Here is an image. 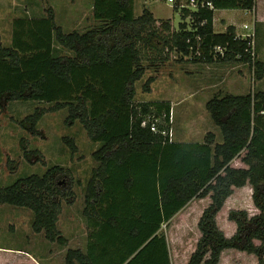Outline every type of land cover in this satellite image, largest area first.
I'll return each mask as SVG.
<instances>
[{"label": "trees", "instance_id": "16d2710c", "mask_svg": "<svg viewBox=\"0 0 264 264\" xmlns=\"http://www.w3.org/2000/svg\"><path fill=\"white\" fill-rule=\"evenodd\" d=\"M210 1L214 10L180 11L176 28L170 19H156L147 7L136 16L135 0H93L98 27L64 33L51 12L42 18H18L11 46L0 47V104L9 95L11 100L54 104L52 111L67 108L72 122L78 120L91 141L100 144L93 154L99 165L87 184L84 214L94 216L113 237L130 239V256L135 255L131 262L148 252L152 260L171 264L162 227L192 200L210 196L188 264H220L227 250L256 255L264 264V92L211 99L206 107L222 138L218 141L208 132L203 143L162 135L170 131V103H135L144 62L156 66L177 54L195 63H247L263 79L264 63L251 54L249 40L237 39L233 25L225 32L215 30L217 11H252L258 0ZM43 112L29 117L34 127ZM161 117L167 125H158L154 133L150 124ZM66 142L77 151L72 139ZM243 153L247 167H233ZM64 174L63 168L53 167L43 176L0 188V205L32 210L35 232L45 231L50 241L66 245L57 228ZM247 185L259 214L231 210L229 220L237 230L229 238L217 216L234 189ZM75 254L68 251L67 264H74Z\"/></svg>", "mask_w": 264, "mask_h": 264}, {"label": "rangeland", "instance_id": "374dc122", "mask_svg": "<svg viewBox=\"0 0 264 264\" xmlns=\"http://www.w3.org/2000/svg\"><path fill=\"white\" fill-rule=\"evenodd\" d=\"M263 1L258 0L255 19L257 21L258 10L263 7ZM91 2L92 0H0V9H3L0 10V47L11 46V8L14 9L16 17H27L26 11L30 9L32 14V8L38 6L46 12L44 16H49V12L53 14L56 24L64 33H84L100 25L94 18ZM53 5L56 6V12L52 8ZM145 7L156 19L172 20L176 28L181 22V16L175 6L167 2L136 0V16L141 15ZM18 9H24V14ZM34 13L41 14L36 10ZM253 21L254 16L249 12L221 10L215 14V30L225 32L231 25L238 30L241 24L252 25ZM63 54L70 55L69 52ZM254 55L255 60L264 63V25L260 26L259 22ZM192 60L190 57L183 59L177 54L170 61L156 66L144 62L145 73L135 84V103H170L172 112L168 123V137L171 141H203L208 132H214L217 140L221 141L220 130L207 110V103L215 97L222 98L229 94L264 92V77L258 80L255 67L247 63L229 61L206 64ZM147 88L149 90H146ZM54 106L36 101L11 100L9 95L3 97L0 104V188L11 186L17 180L31 175L43 176L53 167L63 168L65 174L59 181L63 191L60 196L62 208L57 228L61 236L68 239L73 237L75 221L80 220L83 215L87 184L93 169L99 165L93 154L100 144L91 141L86 129L78 120L72 122L67 108L52 111ZM42 111L44 112L41 120L34 127L29 117ZM155 120H158L159 126L167 125L164 117ZM69 139L77 146L76 152H73L66 142ZM244 155L245 153L236 158L232 166L244 168ZM252 195L250 185L235 188L234 194L218 214V225L227 237H232L237 230L236 224L229 220L231 210H246L250 216L259 214ZM201 217L199 208L195 206L191 212L190 207H187L169 226L162 227L171 248H179L181 256L185 259L190 258V253L197 246L201 233L198 227ZM34 221L35 215L28 208L0 205V246L37 253L54 252L56 248L64 246L50 241L45 231L35 232ZM59 258L61 259L59 256L55 260L56 264L60 263ZM220 264H259V259L256 255L246 252L227 250L222 254Z\"/></svg>", "mask_w": 264, "mask_h": 264}, {"label": "crops", "instance_id": "0c3cea01", "mask_svg": "<svg viewBox=\"0 0 264 264\" xmlns=\"http://www.w3.org/2000/svg\"><path fill=\"white\" fill-rule=\"evenodd\" d=\"M91 3H92L91 6H93V0ZM135 5H136V0H135ZM52 8H54L56 12V6L53 5ZM0 10L3 11L2 8ZM23 10L18 9V11L21 12V14H24ZM35 10L41 13L42 15L41 14L35 15L34 13ZM31 12L32 14H30V9H28L26 11V13L28 14L27 17L25 15L16 17L17 15L15 14L14 9L11 8V12H10V16H11L10 21L12 27L11 31L13 32V22L15 19L46 17L44 16L46 15L45 14L46 12L43 9H40L38 6L33 7ZM245 12H249L252 16H254L253 22L256 26V30H257L258 22L260 26L264 25V1H263V7L261 8L260 11L258 10V17H259L258 21L255 20L257 19V13H256L257 8L252 11H245ZM1 16L2 15L0 14V19ZM203 142L204 139L203 141H196L190 143H203ZM246 167L247 166L245 165L244 168ZM211 202H212L211 198L210 196H208L203 199L192 200L187 207H190V210L192 212V209L196 206L197 208L200 209L201 214L203 215L205 211L204 209L208 208ZM186 208H184L183 210H185ZM181 212H179L173 219H175ZM82 214L83 215L81 219L80 220L77 219L75 221L73 237L67 239L66 245L56 248L54 252L50 251L47 253L46 252L37 253L34 251L24 250L20 248L0 246V264H56L55 260H57L59 256L61 257V259L59 258L60 261L59 264H67L66 254H68V251L70 250H73L77 253L75 254L74 264H162L161 261L157 262L156 259L152 260L151 259L152 257H150V254H148V252H145V255H143L141 261L131 262L132 258L135 255L130 256L132 250V243L129 242L130 241L129 238L113 237L112 234H108V232H106V229L104 228L102 229L100 226L96 224V219L94 216L87 217L84 214V210ZM200 237H201V233H200ZM198 240L199 239H197V242ZM168 246H169L171 264H188L190 260L189 257L185 259L183 256H181L182 252H180L179 248L173 250L170 246L169 241H168ZM195 249L190 253V257L195 251ZM155 252L153 255L154 257H156Z\"/></svg>", "mask_w": 264, "mask_h": 264}, {"label": "built area", "instance_id": "2783aa9c", "mask_svg": "<svg viewBox=\"0 0 264 264\" xmlns=\"http://www.w3.org/2000/svg\"><path fill=\"white\" fill-rule=\"evenodd\" d=\"M167 3L175 6L178 9V13L180 14V11H182L183 9H189L191 11H200L202 9H211L214 10V5L212 3V1L210 0H167ZM236 37L237 39H247L249 40V46L251 48V54L253 56L254 52H255V40H256V27L255 24H249V23H243L240 25L239 29H236ZM217 51H219L220 53H223V49L221 48H216ZM158 120H154L151 124H150V128L154 133H158L159 132V128H158V124H157ZM143 126H147V122L143 123ZM162 135L164 136H170L169 131L164 130L161 132Z\"/></svg>", "mask_w": 264, "mask_h": 264}, {"label": "bare ground", "instance_id": "6f19581e", "mask_svg": "<svg viewBox=\"0 0 264 264\" xmlns=\"http://www.w3.org/2000/svg\"><path fill=\"white\" fill-rule=\"evenodd\" d=\"M256 54V53H255ZM256 56V55H255Z\"/></svg>", "mask_w": 264, "mask_h": 264}]
</instances>
